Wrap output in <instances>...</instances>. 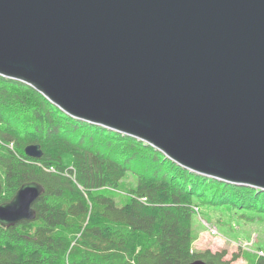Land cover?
I'll use <instances>...</instances> for the list:
<instances>
[{"label": "water", "instance_id": "95a60500", "mask_svg": "<svg viewBox=\"0 0 264 264\" xmlns=\"http://www.w3.org/2000/svg\"><path fill=\"white\" fill-rule=\"evenodd\" d=\"M0 75L190 170L264 189V0H0ZM45 191L23 183L0 224L35 220Z\"/></svg>", "mask_w": 264, "mask_h": 264}, {"label": "trees", "instance_id": "16d2710c", "mask_svg": "<svg viewBox=\"0 0 264 264\" xmlns=\"http://www.w3.org/2000/svg\"><path fill=\"white\" fill-rule=\"evenodd\" d=\"M30 144H40L42 156L27 155ZM27 181L46 191L35 220L0 224V264H233L240 257L264 264V255L249 251L227 258V249L192 246L195 205L218 223H264V189L190 170L0 75V203ZM121 187L127 198L119 204L113 191Z\"/></svg>", "mask_w": 264, "mask_h": 264}, {"label": "rangeland", "instance_id": "374dc122", "mask_svg": "<svg viewBox=\"0 0 264 264\" xmlns=\"http://www.w3.org/2000/svg\"><path fill=\"white\" fill-rule=\"evenodd\" d=\"M107 190L111 191L109 188ZM125 191L124 187L113 191L119 204H122L127 198ZM201 218L202 220L197 214L193 217L192 232L194 240L192 246L194 250L202 251L210 248L212 251H218L227 249L229 252L227 258H230L234 253H242L244 251H264V223L253 222L245 217L234 219L231 225L222 222L218 223L207 216L205 206L201 208ZM227 219V217L224 218V220ZM211 221L213 222L212 225H215L212 229L216 227L219 234H214V231L212 232L208 228ZM247 261L244 257H240L233 264H248Z\"/></svg>", "mask_w": 264, "mask_h": 264}, {"label": "built area", "instance_id": "2783aa9c", "mask_svg": "<svg viewBox=\"0 0 264 264\" xmlns=\"http://www.w3.org/2000/svg\"><path fill=\"white\" fill-rule=\"evenodd\" d=\"M194 209H195L196 212L199 213L200 208H199L198 206H195ZM212 228H213V226H209V229H211L212 232L214 231V232H213L214 234H218V230H217V228H216V227H215V229H212ZM258 254H260V255H264V252H263V251H259Z\"/></svg>", "mask_w": 264, "mask_h": 264}, {"label": "crops", "instance_id": "0c3cea01", "mask_svg": "<svg viewBox=\"0 0 264 264\" xmlns=\"http://www.w3.org/2000/svg\"><path fill=\"white\" fill-rule=\"evenodd\" d=\"M234 263V262H233Z\"/></svg>", "mask_w": 264, "mask_h": 264}]
</instances>
